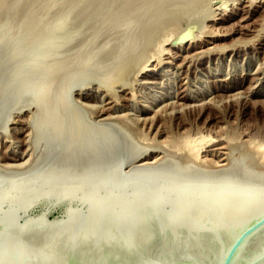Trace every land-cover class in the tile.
<instances>
[{
	"label": "water",
	"instance_id": "water-1",
	"mask_svg": "<svg viewBox=\"0 0 264 264\" xmlns=\"http://www.w3.org/2000/svg\"><path fill=\"white\" fill-rule=\"evenodd\" d=\"M33 112L36 160L0 168V264H264V165L207 169L94 122L49 87L23 5L0 9V132ZM150 151L156 164L133 165Z\"/></svg>",
	"mask_w": 264,
	"mask_h": 264
},
{
	"label": "rangeland",
	"instance_id": "rangeland-1",
	"mask_svg": "<svg viewBox=\"0 0 264 264\" xmlns=\"http://www.w3.org/2000/svg\"><path fill=\"white\" fill-rule=\"evenodd\" d=\"M9 1L12 6L22 4L30 11V17L34 9L38 8L39 13L48 6L54 10L51 16L65 11L63 16L69 17L65 28L69 32L71 25L73 30L62 53L67 51L71 55L82 44L72 56H81L78 59L82 62L75 63V68L84 67L80 71L76 68L78 73L72 71L70 76L82 80L81 71L93 68L92 72L88 70L91 78L85 74L81 83L77 80L74 99L80 98L95 115L105 110L107 115L125 123L144 139L145 146L161 148L166 153L175 150L176 155L179 150L180 156L187 158L191 152H183L192 148L190 156L205 163L227 158L236 147L246 149L252 156L255 153L253 158L258 160L264 155V0H21L25 4ZM9 1L0 0V5ZM66 11L70 16L65 15ZM172 14L178 17L173 19L176 15ZM169 15L173 17L170 22ZM223 17L224 22L220 20ZM195 36L214 39L198 45ZM116 45L121 46L120 50H114ZM78 51L83 56L76 55ZM94 51L98 53L96 57ZM32 114L28 118L24 115L25 122L10 125V141L0 134V158L30 149L28 119ZM150 152L152 156L161 153Z\"/></svg>",
	"mask_w": 264,
	"mask_h": 264
},
{
	"label": "bare ground",
	"instance_id": "bare-ground-1",
	"mask_svg": "<svg viewBox=\"0 0 264 264\" xmlns=\"http://www.w3.org/2000/svg\"><path fill=\"white\" fill-rule=\"evenodd\" d=\"M7 1V0H6ZM9 1V0H8ZM57 1H59V0H57ZM57 1H55V2H57ZM253 1H255V0H253ZM252 0H250V2H253ZM19 2V1H18ZM20 2L22 3L23 1H21L20 0ZM25 2V1H24ZM23 2V3H24ZM54 2V3H55ZM197 2H200V0H198ZM197 2H195L194 4H196ZM11 2L9 1V2H7V3H4L3 4V6H1L0 7V9H4V8H9V7H12V5L10 4ZM16 3V2H15ZM52 3V2H51ZM58 3V2H57ZM168 3V2H167ZM208 3V2H207ZM18 4V3H17ZM25 4V3H24ZM48 4V3H47ZM46 4V6L45 7H47L49 4H50V2H49V4L47 5ZM169 4V3H168ZM242 4V3H241ZM252 4V3H251ZM14 5V4H13ZM22 5V4H21ZM197 5V4H196ZM240 5V4H239ZM169 6V5H168ZM170 6H171V4H170ZM244 6V5H243ZM241 7V8H244V7ZM44 7V6H43ZM166 7H167V5H166ZM166 7H164V8H166ZM195 7V6H194ZM236 7V6H235ZM234 7V8H235ZM238 7V6H237ZM246 7V6H245ZM25 8V7H24ZM44 9V8H43ZM42 9V10H43ZM48 9V10H47ZM46 10L44 9L43 11L41 10V12L39 11V13H37L38 12V8L37 9H34V13L33 14H31L32 15V17H30V16H28V17H30V22H31V25H32V29H33V32H34V36H35V39H36V42H37V44H38V47H39V49H40V52H41V54H42V57H43V60H44V65H45V70H46V77H47V81H48V84H49V87L51 88V90L53 91V93L56 95V97L58 98V99H60L62 102H64L66 105H68V106H70V107H73V108H77V109H82V110H85L87 113H88V115L90 116V118L94 121V122H97V123H99V122H118V123H120L130 134H132L134 137H135V139L141 144V145H143V146H145V142L143 141L144 139H140L139 137H137L136 136V134H134V132H132L131 130H130V128H128L127 126H126V124L124 123H121V121H119V120H115V118L114 117H111V115H107L106 114V112H105V110L103 111L102 110V112H99L98 114L99 115H95L93 112H95V111H93V110H90L89 108H87V106H85V105H87V104H85L84 105V102L83 103H81L80 102V98L79 99H74V97H73V88H74V86L77 84V82H79V81H77V80H80V79H77L76 80V77L77 78H80L79 76H75V75H72V77L70 76L71 75V72L73 71H76L77 69L79 70L80 68H78V65L76 66V68L74 67V65H75V63H79V57H81L79 54H81L82 56H83V52L85 53V51H86V53H87V50H89V48L87 49V50H85V51H83V52H81V53H79V51H78V54L76 53V55H79V57L77 56V58H74L75 57V55L74 56H72V54L74 53V52H76V49H77V47L80 45H78L77 47H76V49L74 50V51H72V53H71V55L69 54V53H67V54H69V56H66L67 54H66V52L65 53H62L63 52V47H65V41L66 40H68V37H69V32H72V30H71V25H69L70 27H68L69 28V32H68V29H66L65 27H66V23L68 22V21H66L68 18H65L64 16H63V13L65 12L64 10H63V12H61L62 13V16L60 17L59 15H61V13L59 14L58 13V11H57V13L59 14H57V15H55V16H51V12L53 13L54 12V10L52 11V10H50L51 8H49V6H48V8H47ZM225 8H222V10H224ZM240 9V8H239ZM248 9V8H247ZM26 10V9H25ZM67 10V9H66ZM163 10V8L161 9V11ZM218 10V9H217ZM219 10H221V9H219ZM241 10V13H242V10L243 9H240ZM246 10V9H245ZM249 10V9H248ZM29 11V10H28ZM28 11H26L27 12V14H30ZM70 11V10H69ZM232 11V10H231ZM236 11H238L239 12V10H236ZM56 12V11H55ZM60 12V11H59ZM216 12V11H215ZM225 12V11H224ZM195 13V12H194ZM234 13V12H233ZM232 13V14H233ZM247 13H248V11H247ZM250 13V12H249ZM68 14V11H66V14L65 15H67ZM70 14L71 13H69L68 15L70 16ZM231 14V15H232ZM176 15V16H175ZM172 14V16H175V18H173V17H170L171 15H169V16H167V20H171L172 18L173 19H176V17H178L177 16V14ZM160 16V15H159ZM200 16V15H199ZM206 16V15H205ZM248 16V15H247ZM246 16V17H247ZM169 17V18H168ZM180 17V16H179ZM159 18V17H158ZM165 18V17H164ZM230 18V17H229ZM153 19H155V17H153ZM180 19V18H179ZM245 19V18H244ZM161 20V19H160ZM165 20V19H164ZM170 20H169V22H170ZM178 20V19H177ZM221 21H225L224 20V17L223 18H221L220 19ZM243 20V19H242ZM245 20H247V18L245 19ZM71 21V20H70ZM153 21V20H152ZM152 21H151V23H152ZM174 20H172V22H173ZM220 21V22H221ZM164 22V21H163ZM168 22V21H167ZM167 22H165V23H167ZM218 23H219V21H217ZM150 23V24H151ZM71 24V23H70ZM149 24V25H150ZM161 25H163L162 23H160ZM65 25V26H64ZM67 25H68V23H67ZM161 25H159V26H161ZM213 25V24H212ZM221 26V25H220ZM231 27V26H230ZM203 28V27H202ZM209 28V27H208ZM245 29V28H244ZM67 30V31H66ZM78 30V29H77ZM77 30H75V32H77ZM206 31V30H205ZM205 31H204V33H205ZM235 31V30H234ZM209 33H211L210 31H209ZM213 34H214V32H212ZM238 33V32H237ZM75 34V33H74ZM206 34V33H205ZM71 35H73V34H71ZM231 35V34H230ZM76 36V35H75ZM200 36V35H199ZM198 36V37H199ZM264 36V35H263ZM262 36V37H263ZM74 37V36H73ZM198 37H196L195 36V38H198ZM201 37V36H200ZM214 36H203V38H201V39H199V40H195V41H199L198 42V45H206L207 43H209L210 42V40H213L214 38H213ZM219 37V36H218ZM225 37V36H224ZM261 37V38H262ZM208 38V39H207ZM209 38H211V39H209ZM259 38V37H258ZM192 40H193V38H191ZM190 39V40H191ZM71 40V39H70ZM74 40V39H73ZM259 40V39H258ZM69 41V40H68ZM194 41V40H193ZM192 41V42H193ZM70 42V41H69ZM83 42V41H82ZM105 42V41H104ZM107 42V41H106ZM191 42V41H190ZM68 42H66V44H67ZM102 44H103V42H102ZM117 44V43H116ZM82 45V44H81ZM80 45V46H81ZM101 45V43L99 44V46ZM120 45V44H119ZM123 45V44H122ZM194 46L196 45V44H193ZM197 45V46H198ZM260 45H261V43H260ZM88 46V45H87ZM87 46H86V48H87ZM262 46V45H261ZM75 47V46H74ZM74 47H73V49H74ZM88 47H90V46H88ZM92 47V46H91ZM113 47V46H112ZM115 47V49L114 50H117V45L116 46H114ZM46 48H51V50L49 49V50H47ZM83 47H81V49H82ZM120 48H121V46H120ZM120 48H118L119 50H120ZM123 48V47H122ZM68 49V48H67ZM84 49H85V46H84ZM111 49H113V48H111ZM111 49H110V51H111ZM77 50H79V48L77 49ZM68 51H70V50H68ZM95 51H97V50H95ZM95 51L93 52V54H95ZM99 51V50H98ZM71 52V51H70ZM89 52V51H88ZM92 52V51H91ZM116 52V51H115ZM115 52H113V53H115ZM110 53H112V51L110 52ZM109 53V54H110ZM66 54V55H65ZM96 54H98L97 52H96ZM95 54V57L97 56ZM101 54H102V52H101ZM63 55H65V56H63ZM86 55V54H85ZM84 55V56H85ZM89 55H90V53H89ZM193 55V54H192ZM86 56H88V55H86ZM199 56V55H198ZM205 56V55H204ZM89 57H94V55L92 56H89ZM94 57V58H95ZM99 57V56H98ZM97 57V58H98ZM79 58V59H78ZM83 58V57H82ZM81 58V59H82ZM85 58L86 57H84V60H85ZM76 59H78V60H76ZM76 60V61H75ZM83 60V59H82ZM83 60V61H84ZM75 61V62H74ZM92 61H94L93 59H92ZM82 61H80V63H81ZM85 62V61H84ZM83 62V63H84ZM90 62V61H89ZM79 63V64H80ZM82 63V64H83ZM86 63V62H85ZM97 64V63H96ZM83 67V66H82ZM73 68H75V69H73ZM82 69H84V67L83 68H81V70ZM144 69V68H143ZM77 70V71H78ZM88 70H90L91 72H92V70H93V68H89ZM88 70H84V71H81L82 73L81 74H83L81 77H84L85 78V76L86 75H88V77H90L89 76V71ZM156 70V69H155ZM70 71V73L69 74H67L66 72H69ZM76 71V72H77ZM80 71V70H79ZM72 72V73H73ZM258 72V71H257ZM65 73L67 74V75H69V77H66L65 76ZM75 73V72H74ZM78 73V72H77ZM76 73V74H77ZM86 74V75H85ZM73 76L75 77V78H73ZM56 78H58V79H56ZM60 78V79H59ZM84 78H81L82 80H80V82L79 83H81V81H83V79ZM91 78V77H90ZM112 78V77H111ZM123 79V78H122ZM57 80H59V81H57ZM64 80V81H63ZM115 80H116V78H115ZM118 80V79H117ZM121 80V79H120ZM110 81V80H109ZM114 82V81H113ZM117 83H122V82H116L115 81V84H117ZM77 95H79V94H77ZM82 96V95H81ZM78 97V96H77ZM240 97V96H239ZM82 98V97H81ZM237 98V97H236ZM87 99V98H86ZM102 99V98H101ZM213 99V98H212ZM88 100V99H87ZM81 101H82V99H81ZM85 101V100H84ZM174 102V101H173ZM172 102V103H173ZM214 103V102H213ZM212 103V104H213ZM108 104V103H107ZM168 104V103H167ZM211 104V103H210ZM101 105V104H100ZM186 105V104H185ZM257 105V104H256ZM104 106V105H103ZM102 106V107H103ZM176 106V105H175ZM90 107V106H89ZM95 107H97V105L95 106ZM164 107V106H163ZM173 107V106H172ZM107 108V107H106ZM187 108V107H186ZM190 108V107H189ZM35 109H36V107H32V109H31V111L29 112L28 110H24L23 112H22V114H19V113H12L11 114V116H12V118H13V122H15V124L17 123L18 124V122L19 123H22V121H24L25 122V120H22V118L24 117V115H26L27 114V117L25 116L24 118H28V115L30 114V113H33L34 111H35ZM185 109V108H184ZM96 110H98V109H96ZM93 111V112H92ZM159 111V110H158ZM161 111V110H160ZM29 113V114H28ZM97 114V113H96ZM161 114V113H160ZM175 114V113H174ZM33 115V114H32ZM158 115V114H157ZM170 115H171V113H170ZM121 116V115H120ZM119 116V117H120ZM124 116V115H123ZM122 116V117H123ZM153 116H155V115H153ZM164 116V115H163ZM30 117V116H29ZM125 117V116H124ZM213 117V116H212ZM211 117V118H212ZM23 118V119H24ZM118 118V117H117ZM126 118V117H125ZM151 118V117H150ZM173 118V117H172ZM215 118V117H214ZM32 119V117H30V119H28L29 121ZM22 120V121H21ZM27 120V119H26ZM137 120V119H136ZM124 121V120H123ZM147 121V120H146ZM151 121V120H150ZM28 122V121H27ZM26 122V123H27ZM144 122V121H143ZM138 123V122H137ZM12 124V123H11ZM11 124H9L8 125V130L10 131V125ZM14 124V123H13ZM23 124H25V123H23ZM29 124V123H28ZM19 125H22V124H19ZM129 126V125H128ZM140 126V125H139ZM145 126V125H144ZM130 127V126H129ZM132 127V126H131ZM165 127V126H164ZM30 129H31V131H30V134H29V144L28 143H26V144H28L27 145V147H30V149L28 150V151H26V152H23V153H21V154H18V155H14L13 154V156H11V157H9V156H7L8 158H5L6 156H4L3 158L1 157L0 158V168L1 169H6V170H23V169H26L27 167H29L35 160H36V158L38 157V155L37 154H35L34 153V150H33V147H32V142H31V139H32V137H33V131H32V127H31V125H30ZM144 130V129H143ZM162 131V130H161ZM190 131V130H189ZM11 132V131H10ZM144 132V131H143ZM149 132V131H148ZM185 133V132H184ZM0 134H3L2 132H0ZM10 134V133H9ZM139 134V133H138ZM247 134V133H246ZM223 135V134H222ZM138 138V139H137ZM144 138V137H143ZM7 139V138H6ZM156 139V138H155ZM214 140V139H213ZM231 140V139H230ZM146 141V140H145ZM169 141V140H168ZM229 141V140H228ZM153 142V141H152ZM220 142V141H219ZM230 142V141H229ZM155 143V142H154ZM233 143V142H232ZM235 143V142H234ZM240 143V142H239ZM160 144V143H159ZM162 144H164V143H162ZM167 144V143H166ZM153 145V144H152ZM151 145V146H152ZM237 145H238V143H237ZM231 146V145H230ZM239 146V145H238ZM146 147H148V146H146ZM220 147V146H219ZM219 147H218V149H219ZM229 147V146H228ZM241 147V146H240ZM247 147V146H246ZM159 148H160V146H159ZM173 148V147H172ZM174 148H176V147H174ZM173 148V149H174ZM181 148V147H180ZM189 148V147H188ZM221 149H223L222 147H220ZM231 148V147H230ZM229 148V149H230ZM243 148H245L244 147V145H243V147H242V149ZM161 149V148H160ZM159 149V150H160ZM192 149V148H191ZM191 149L189 148V149H187V152H186V150H185V152H183L185 155L186 154H189L190 152H191V154H193V152L191 151ZM224 149H225V147H224ZM248 149V148H247ZM252 149V148H251ZM27 150V149H26ZM167 150V149H166ZM170 150V149H169ZM168 150V151H169ZM178 150V149H177ZM188 150H189V153H188ZM232 150V149H231ZM246 150V149H245ZM245 150H243V151H245ZM164 151V150H163ZM179 151V150H178ZM177 151V153L179 154V155H176L175 153H176V151L174 150L173 152H174V154H172L173 152L172 151H170V153L169 154H172V155H174V156H177V157H179V158H181V159H184V160H186V161H188V162H190V163H192V164H195V165H197V166H200V167H204V168H207V169H220V168H222V167H224V166H226L227 164H228V162L240 151V149H239V147H236V149H235V151L233 150V151H230L229 152V155H228V157L227 158H224V159H220V160H218V161H214L213 163H205V161L204 162H202V161H199L200 159L198 158V160L197 159H195V158H193L192 156H190L191 154H189V158H187V156L186 157H183V155H181L180 156V153ZM181 151V150H180ZM183 151V150H182ZM207 151V150H206ZM223 151V150H222ZM222 151H220V152H222ZM249 151V150H248ZM254 151V150H253ZM164 152H166V151H164ZM172 152V153H171ZM220 152H218V154L220 153ZM224 152V151H223ZM223 152H222V154H223ZM233 152V153H232ZM151 152H149V154H146V155H144L142 158H140L137 162H135V163H133V164H131V165H129V166H126L125 168H124V172H129L130 171V169H131V167L133 166V165H149V164H156V163H158L163 157H164V155L162 156L161 155V153L160 154H157V155H159V156H152V154H150ZM182 153V152H181ZM215 153V152H214ZM226 153V152H225ZM225 153H224V155H225ZM162 154H164V153H162ZM258 154V153H257ZM160 155L162 156V157H160ZM251 155V154H250ZM254 155H255V153H254ZM252 156V157H255V156ZM262 156V157H261ZM261 156H257V157H261V159H259L258 160V158L256 159V160H258L260 163H262L263 165H264V155L262 154ZM219 157H220V154H219ZM215 158V157H214ZM221 158V157H220ZM206 160V159H205ZM208 161V160H207Z\"/></svg>",
	"mask_w": 264,
	"mask_h": 264
}]
</instances>
